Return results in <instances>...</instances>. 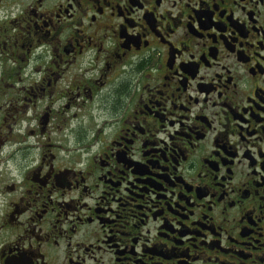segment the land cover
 <instances>
[{"label":"flooded vegetation","instance_id":"flooded-vegetation-1","mask_svg":"<svg viewBox=\"0 0 264 264\" xmlns=\"http://www.w3.org/2000/svg\"><path fill=\"white\" fill-rule=\"evenodd\" d=\"M0 94V264H264V0H0Z\"/></svg>","mask_w":264,"mask_h":264},{"label":"rangeland","instance_id":"rangeland-1","mask_svg":"<svg viewBox=\"0 0 264 264\" xmlns=\"http://www.w3.org/2000/svg\"><path fill=\"white\" fill-rule=\"evenodd\" d=\"M10 100H11L10 99V96H5L4 94H0V105L5 103V106H6L5 112H7V110L9 108H11V105H8V103H9ZM12 113H14V111H12L11 114ZM30 113H32V111H30ZM9 122H10V118H8V120H7V123H9ZM7 132H8V130H7ZM7 132H5L4 135L7 134ZM16 135L17 134L15 132H13V137H15ZM52 139L53 140L60 139V132L57 131L56 133H53L52 134ZM12 140H13L12 139V136L10 135L9 141H12ZM32 142H33V139L32 138L31 139L30 138L27 139V144H32ZM30 157H31V155H30Z\"/></svg>","mask_w":264,"mask_h":264}]
</instances>
